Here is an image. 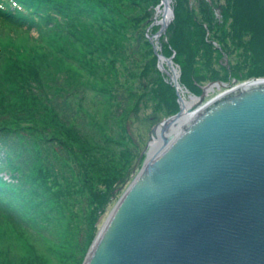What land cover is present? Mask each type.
Instances as JSON below:
<instances>
[{"label": "rangeland", "instance_id": "obj_1", "mask_svg": "<svg viewBox=\"0 0 264 264\" xmlns=\"http://www.w3.org/2000/svg\"><path fill=\"white\" fill-rule=\"evenodd\" d=\"M160 1H51L69 20L59 31L0 22V264H83L146 159L150 129L179 111L157 54L172 58L192 95L202 94L192 79L227 85L202 103L233 81L264 78L262 13L259 36L245 28L235 37L227 0H212L211 8L209 0H172L174 19L159 33ZM255 1L246 25L255 21ZM176 4L195 15L183 33L201 31L209 43L185 45L180 34L171 43L180 31ZM218 6L228 7L225 22Z\"/></svg>", "mask_w": 264, "mask_h": 264}, {"label": "water", "instance_id": "obj_2", "mask_svg": "<svg viewBox=\"0 0 264 264\" xmlns=\"http://www.w3.org/2000/svg\"><path fill=\"white\" fill-rule=\"evenodd\" d=\"M159 6L164 33L172 0ZM178 77L179 111L150 129L146 159L83 264H264V78L233 81L205 103L227 85L184 90L186 106Z\"/></svg>", "mask_w": 264, "mask_h": 264}, {"label": "trees", "instance_id": "obj_3", "mask_svg": "<svg viewBox=\"0 0 264 264\" xmlns=\"http://www.w3.org/2000/svg\"><path fill=\"white\" fill-rule=\"evenodd\" d=\"M15 1L20 3L25 8L33 11L35 15H38L40 20H43V17H41L39 15H45V16L47 15L46 10L45 9L42 10L43 6L48 7L52 11L56 12L64 20V23H62V24L52 23L51 21H47V23L44 25V30H50V31L57 30V31H59V30H61L60 27H66V25L69 22L68 19L64 18L63 13H61V12H64V10L60 7V5H57V4L52 5L51 1H55V0H15ZM227 1H228L227 6H232L233 7V12L234 13H233L232 17H233V20H234V26L232 27L233 28L232 31H233L234 36L235 35H240L241 32H244V30H246L245 28H247L248 30L253 29L254 31H256L255 33H257V36H259V23H260V21H259L258 18H259L260 13H262L264 15V12L260 10L261 3L264 6V0H256L254 2V11H255L254 18H255V21L253 22L252 25H246L244 23L245 22L244 21L245 20L244 16H248V17L251 16L250 4H248V2L250 0H227ZM204 3L207 5V7L211 8L212 0H209V2L206 1ZM207 3H209L210 5L207 4ZM180 8H181V6L179 4H176V6H175L176 17H177L176 24L180 23V31H177V32L173 31L171 33V35H172L171 43L175 42L178 34H180L181 41L185 45L187 44L189 38H190V40H189L190 44H192V45H197L196 43H198V44L199 43L200 44L203 43V41H205V40H204V38L202 39V35L203 34H201V31H199L200 34H199V32H197V34H199L200 36H198L196 33L193 34V32H192V33H189V37H187V34L183 33L184 30H189V27L191 26V24H195L194 23V20H195L194 16L195 15L191 11L187 12L186 10H184V12H180ZM218 8H219L218 11H220V13H221L220 20L222 22H225V20L227 19L228 7L225 9L223 6H218ZM204 10L209 15V11L210 10L208 8H204ZM0 20L2 22H4V23L8 24V25L13 26V27H22L24 25H27L28 30H30L32 27L40 28L38 25H36V23L32 19H28L25 16L21 15L20 13L12 14L11 12L0 11ZM209 21H210V18H209ZM236 23H239V24L237 25ZM176 24H175V26H176ZM194 40L196 41V43H194L195 42ZM209 42L210 41H208V40L205 41V43H209ZM257 43H258V40H257ZM168 48L173 52V49H172L171 46H168ZM186 49L190 50V47H186ZM189 53L192 54L191 51ZM193 55H194V53H193ZM190 56L191 55H189V57ZM29 70H30V72L33 73V70H31V69H29ZM181 79H183V78H181ZM216 81H219V79H216V80H214L212 82H216ZM192 82L201 91V86L197 85L194 79H192ZM179 83H180V85L184 86L186 88V90L190 94H193V93L190 92V90L187 89V87L184 84H182L180 81H179ZM11 177H12V179H14V176L11 175ZM2 185H4V181L0 177V192H3V190H4ZM3 213H4V211L1 209V206H0V214L4 215ZM8 219L10 221H13V222H14V219H15V222L17 223L16 218H14V216H12V215H9Z\"/></svg>", "mask_w": 264, "mask_h": 264}, {"label": "bare ground", "instance_id": "obj_4", "mask_svg": "<svg viewBox=\"0 0 264 264\" xmlns=\"http://www.w3.org/2000/svg\"><path fill=\"white\" fill-rule=\"evenodd\" d=\"M162 8L163 6H160L156 9V13L154 15V25L160 26V22L162 20ZM159 57V64L160 67L163 68V70L168 74L170 77V80L172 81L174 74L178 75L176 73V67L173 66V64H168L167 62L163 61V55L161 53L158 54ZM165 64H167L168 67H165ZM178 92L181 96L182 102L187 106V104L190 102L188 99V93H185L184 89H178Z\"/></svg>", "mask_w": 264, "mask_h": 264}]
</instances>
